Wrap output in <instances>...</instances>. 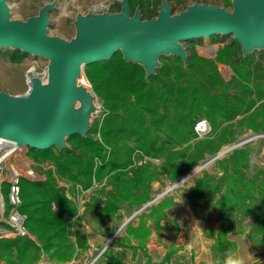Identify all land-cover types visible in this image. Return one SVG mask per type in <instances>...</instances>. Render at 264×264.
I'll use <instances>...</instances> for the list:
<instances>
[{
  "label": "trees",
  "instance_id": "trees-1",
  "mask_svg": "<svg viewBox=\"0 0 264 264\" xmlns=\"http://www.w3.org/2000/svg\"><path fill=\"white\" fill-rule=\"evenodd\" d=\"M169 1L174 8L184 2ZM129 3L132 13L140 7L143 18L156 16L161 6V0ZM216 3L231 7V0ZM120 8L119 1L110 10ZM226 36L221 34L220 40ZM10 52L14 60L27 54L15 48ZM159 59L162 64L149 79L144 66L125 59L120 49L109 59L84 65L93 89L103 100L102 116L86 135H69L67 148L28 146L37 169L46 177H20L19 209L26 214L28 233L4 235L1 228L10 225L0 219V264H39L43 255L52 262H67L80 250L90 248L77 202L70 194L78 184L93 187L86 207L101 220L121 216L122 204L134 212L153 197L155 181L165 176L176 182L207 155L232 144L244 130L264 133V50L253 49L244 55L240 43L231 37L217 48L215 57L201 55L192 45L186 63L173 54H162ZM218 63L231 67L229 78L222 76ZM203 119L211 128L199 136L196 125ZM245 144L216 158V171L203 169L185 192L190 202L200 198L216 209L219 227L210 248L218 264H224L228 254L237 249L229 237L233 230L248 228L252 245L264 246V164L248 174L251 149ZM4 183L8 190L9 181ZM175 203L171 193L152 203L135 216L136 224L133 219L127 223L116 244L142 249L144 264H152L149 237L155 228L170 227L162 220L167 217L166 209ZM6 204L8 211L7 199ZM179 248L172 245L162 263H169ZM103 255L111 264H127L112 250H104Z\"/></svg>",
  "mask_w": 264,
  "mask_h": 264
},
{
  "label": "water",
  "instance_id": "water-1",
  "mask_svg": "<svg viewBox=\"0 0 264 264\" xmlns=\"http://www.w3.org/2000/svg\"><path fill=\"white\" fill-rule=\"evenodd\" d=\"M57 1L46 2L38 14L21 19L11 18L7 0H0V47L11 46L49 59L44 78L29 69V88L24 93L0 90V137L21 147L45 149L56 145L63 149L69 147V135H86L99 105L93 91L83 82L78 84L81 69L86 63L111 58L119 49L125 59L144 66L147 79L162 64V54L181 56L186 63L188 50L182 40L194 37L231 33L244 55L253 49L264 50V0H231L230 8L195 1L178 12H173L169 0H161L158 14L151 18H143L139 6L132 13L129 0H120V10L79 14L72 38L48 33L49 11ZM261 135L264 133L253 132L251 137ZM249 139L238 138L217 151L202 162L201 168H193L136 209L125 223L186 178L198 174L202 166Z\"/></svg>",
  "mask_w": 264,
  "mask_h": 264
},
{
  "label": "rangeland",
  "instance_id": "rangeland-1",
  "mask_svg": "<svg viewBox=\"0 0 264 264\" xmlns=\"http://www.w3.org/2000/svg\"><path fill=\"white\" fill-rule=\"evenodd\" d=\"M51 1L53 0H7V3L10 7L11 18L27 19L32 15L38 14L44 3ZM119 1L120 0H58L55 8L49 11L48 33L65 38H72L76 35L77 29L75 20L79 14L102 13L110 10V8ZM195 1L216 3V0H184L183 3H178L172 10L173 12H178L184 8V4H190ZM212 35L182 40V43L187 50L194 45L201 55L215 57L217 48L223 45V43H227L232 37V34H225L227 36L224 40H220L221 34H215L214 37ZM10 48L12 47H0V90L16 94L24 93L29 88V69H32L36 75L44 78L46 76L49 59L42 55H34L31 52H27V54L21 56L20 59L14 60ZM217 66L224 78L227 79L231 76L232 69L228 64L218 63ZM81 71L84 79L83 83L87 85L88 89L93 91L94 101L99 105L98 110L93 112L92 125L96 119L102 116L103 100L93 89L91 82L85 74L84 67H82ZM81 83L82 81L79 79L78 84ZM78 104H80V101ZM203 120L206 121L208 129L205 132L198 131L199 136H204L211 128L210 123L206 119ZM251 135H253V132L248 129L242 131L237 137V139L243 137L250 138L245 144L251 149L250 165L247 170L248 174L254 173L258 167L264 164V135L252 137ZM66 141L70 144L67 138ZM229 145L231 144H225L220 149ZM20 152V154L16 153L10 155L7 162L20 165L31 162L37 171V178H45L46 173L37 169L36 162L28 153V146H24ZM211 156L212 155H207V158L202 162L206 161ZM155 161L160 163L161 160L157 158ZM202 162L193 168H197ZM203 169L215 172V161L211 162ZM202 170L166 193L173 194L176 203L166 209L167 217L162 220L163 225L169 223L170 227L166 229L155 228L149 237L148 249L152 257V264H196L195 261L197 260H201L200 264H212V262H214L210 247L211 243L214 242V237L219 227L216 218V209L214 205L207 200L197 198L195 201L190 202L185 197L187 188L194 183L195 176L199 175ZM5 175L9 177L8 173ZM60 183L68 185L64 181ZM173 183L175 182L169 181L165 176L155 181L152 188L153 196L161 194ZM1 191L3 197L7 199V188H5V183ZM93 192V187L84 188L79 184L76 185L75 192H70L77 202L78 212L82 217L81 227L86 231L89 237L90 248L87 250H80L74 259L68 261L69 263L73 261V264H86L96 255V250L104 248L118 228L121 227L125 220L133 213L127 204L124 203L120 210L121 216H114L106 220H101L100 216L96 214L95 211L86 207V203L90 200ZM165 195L155 202L162 199ZM136 215L131 218L135 224L138 222V217H135ZM126 226L127 224L115 239L108 244L106 249L112 250L115 255L127 264H144L142 249L139 248L134 251V249L129 246H120L115 242L124 235ZM247 232L248 228H245V230L236 229L229 232L230 239L234 240L238 246L235 254L243 257L245 264H250L255 260H257L259 264H264V246L252 245L251 240L247 236ZM172 245L179 246L180 248L173 253L169 263H162V256ZM62 263L65 262H58L56 264Z\"/></svg>",
  "mask_w": 264,
  "mask_h": 264
},
{
  "label": "built area",
  "instance_id": "built-area-1",
  "mask_svg": "<svg viewBox=\"0 0 264 264\" xmlns=\"http://www.w3.org/2000/svg\"><path fill=\"white\" fill-rule=\"evenodd\" d=\"M81 79L83 82L84 79ZM203 126V127H202ZM197 129L200 132H205L208 129V125L205 120L199 121ZM23 147L19 146L15 141L8 140L0 137V219H4L10 225L4 227L2 230L6 236H14L17 234H27L28 230L24 224L26 214L21 212L19 206L21 204V185L20 177L25 175L31 179L38 177L36 169L33 167V163L28 164H15L8 163L7 159L12 154H20ZM6 173L9 177H6ZM9 181V187L7 190V200L10 204V208L7 211L6 199L3 197L1 189H3V181ZM103 248L96 250V255L90 259L86 264H111L106 260L103 255ZM74 263L73 261L71 262ZM212 264H218L213 262Z\"/></svg>",
  "mask_w": 264,
  "mask_h": 264
},
{
  "label": "clouds",
  "instance_id": "clouds-1",
  "mask_svg": "<svg viewBox=\"0 0 264 264\" xmlns=\"http://www.w3.org/2000/svg\"><path fill=\"white\" fill-rule=\"evenodd\" d=\"M224 264H245L243 257L235 253H229L224 260Z\"/></svg>",
  "mask_w": 264,
  "mask_h": 264
},
{
  "label": "crops",
  "instance_id": "crops-1",
  "mask_svg": "<svg viewBox=\"0 0 264 264\" xmlns=\"http://www.w3.org/2000/svg\"><path fill=\"white\" fill-rule=\"evenodd\" d=\"M4 229V227L1 228V231ZM232 232V231H231ZM212 244V243H211ZM238 247V246H237ZM196 264H200L201 260H197L195 261ZM46 263H52V264H56L58 262H52L49 260L47 255H43L42 259L40 260L39 264H46ZM213 263V262H212ZM62 264H71V262L69 263L68 261Z\"/></svg>",
  "mask_w": 264,
  "mask_h": 264
},
{
  "label": "bare ground",
  "instance_id": "bare-ground-1",
  "mask_svg": "<svg viewBox=\"0 0 264 264\" xmlns=\"http://www.w3.org/2000/svg\"><path fill=\"white\" fill-rule=\"evenodd\" d=\"M79 102V101H78ZM202 165V164H201ZM201 165L197 167V169L201 168ZM207 165H204L202 166V168L206 167ZM189 178V177H188ZM188 178H186L184 181H186ZM183 181V182H184ZM126 225V223L124 222L123 225L121 227L118 228L117 232H116V235L114 237H116L121 231L122 229L124 228V226ZM115 239V238H114ZM112 242V239H110V241L108 243H111Z\"/></svg>",
  "mask_w": 264,
  "mask_h": 264
}]
</instances>
